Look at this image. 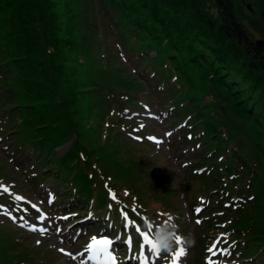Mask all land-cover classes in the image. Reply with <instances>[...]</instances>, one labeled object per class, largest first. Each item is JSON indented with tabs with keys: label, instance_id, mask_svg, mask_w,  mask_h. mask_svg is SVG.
<instances>
[{
	"label": "trees",
	"instance_id": "1",
	"mask_svg": "<svg viewBox=\"0 0 264 264\" xmlns=\"http://www.w3.org/2000/svg\"><path fill=\"white\" fill-rule=\"evenodd\" d=\"M32 1L34 0H0V17L6 21L5 23L0 22V33L6 35V42L9 46L10 42L15 45L13 52L10 50L11 63L18 73L14 79L18 88L13 90V94L19 93V89L22 91L17 104L19 109L16 106L14 109L21 114L20 117L22 118L20 119L19 133L38 139L35 140L38 145L50 152H53V148L57 145L66 143L71 138L72 133H74L76 135L77 149L80 144L83 145L85 143L83 149L88 152L90 157L94 155L99 160L106 159L112 151L110 149L112 139L109 138L102 141V125L100 124L99 128L86 129L88 132L87 136L84 135L83 130L78 131L73 127V124L67 122L66 131H61L58 128L61 121L57 114V109L60 106L64 108L66 104L63 103V100L51 104L55 96L62 94L57 92V80L53 81L50 79V75L44 77L37 70L29 76L31 81L32 78L34 79L35 83L30 82L26 86L23 75L25 66L22 63L26 58L27 60L32 59L30 55L37 46L33 41L36 42L39 39L44 43L45 54H49L48 62L55 79L60 77L62 68L65 65V60H62L61 63L57 61L62 49H69L75 54L81 50V56L84 54L87 57V52L83 53L82 48L85 44L87 45L89 36L85 37L84 35V37H81V28L79 26L81 22H87L86 16L81 19V0L66 1L67 13L71 22L70 33L72 35L65 37L63 48H61L59 41L54 38L53 33H44V29L40 27L36 29L34 27V25L39 26L42 23V17L33 11L32 8H29L28 4ZM82 2L84 15H87L91 11V6L88 5L87 0ZM100 2L103 3V8L110 7L114 9L112 13L116 17L114 16L113 18H116L119 29L128 34L133 33L134 39L140 45L143 40L150 42V50L158 48L160 55H162L159 64L165 60L179 73L181 82L184 83L187 91L184 98L191 100V108L197 111L196 106L201 103L204 97L208 95L212 97L214 104L210 107H205L195 119L197 125H204L206 132V134L204 132V139L207 142L210 138H215L218 142L216 145L218 149H220L221 145L230 143L235 145L237 141L243 142L238 146V149L243 152L246 148L248 155L245 160L241 157V153L238 152L237 160L243 163L242 177H246V180L249 181L246 185L248 187L246 191H254L256 200L251 203L248 209L245 210L244 208L242 211L233 212L235 216L239 215L235 227L247 232L249 249L258 244L264 245V218H261L264 217V130L262 125H260L259 119L252 116L250 111H248L245 101L244 105L240 100H236L235 96L237 93L232 91L231 84L221 73L224 67L223 59L213 55L212 60L207 55H201L200 52L194 53L195 48L190 40L192 32L207 36L208 32H213L212 28H206L205 15L196 10L198 5L193 0H100ZM50 4H55V2H50ZM11 6H14V8H11ZM13 17L16 20L12 22ZM17 19H20L18 23ZM192 20L194 21L193 24H191ZM51 27L53 30L56 28L58 30L61 29V27L59 28L56 25ZM234 28L231 26V31L233 35L235 33L237 36V29L240 26ZM14 30L17 34L20 32L28 33V40L31 43H25L26 49H29L26 55L23 52H19L21 44L17 42L18 39L14 34ZM39 30L40 36L38 34ZM216 37L221 39L219 34ZM143 48L147 49L148 45H143ZM48 49H50V53H47ZM224 72L227 73L226 70ZM96 82L99 85L81 87L80 92L86 93L93 89L101 92L105 87L110 86V82H104L102 78ZM192 92L201 93V96L193 98L190 95L193 94ZM10 96L13 99V95ZM11 105L13 107L14 104ZM106 106L107 101L103 97L102 103H100L102 114ZM222 134L226 137L224 141ZM248 142L252 145L250 148L248 147ZM67 156L68 154L63 157V160ZM71 156H74V154H71ZM98 159L96 160L98 161ZM231 169L232 167L229 168V171ZM241 175L239 179L242 178ZM237 181L235 180L231 183L233 192H236L234 187ZM244 191L242 187L240 191L238 190L240 194ZM0 234L4 235L3 233ZM3 246L7 249L12 248V243L0 236V249L3 250Z\"/></svg>",
	"mask_w": 264,
	"mask_h": 264
},
{
	"label": "rangeland",
	"instance_id": "2",
	"mask_svg": "<svg viewBox=\"0 0 264 264\" xmlns=\"http://www.w3.org/2000/svg\"><path fill=\"white\" fill-rule=\"evenodd\" d=\"M66 1L68 0H34L28 4L29 8H32L33 11H35L37 14H40L42 17V23H40L39 26L34 25V27L36 29H39L38 27L44 29V33H53L52 35H54V38H56L61 44V48H63L65 45V37L72 35L70 33L71 22L67 13ZM82 1L83 0H81V6L83 5ZM50 2H55V4H50ZM193 2L198 5L196 10L199 13H203L205 15L206 19H204V22L207 26L206 28L213 29V32H208V36L192 32L190 40L195 48L194 53L197 54L200 52L201 55H207L212 60L213 55L214 57H221L223 59L224 67L221 70V73L231 84L232 91L238 94L235 96L236 100H240L242 104H244L245 101L246 105H244L248 108V111H250L252 116H255L257 119H259L261 122L260 125H262L264 130V48L258 52L254 51L253 49L255 41L262 40L264 42V0H193ZM87 3L91 6V14L87 15L86 17L88 19L90 16L92 20L91 23L95 25L96 30L93 29L95 35L96 31L99 32V30L102 28L106 29L104 23L102 22L104 17L102 19V16H100L99 13V11H102L100 8L103 3L100 2V0H87ZM14 6H11V8H14ZM247 6H250V12L248 11ZM105 11L106 10H104V12ZM111 11H114V9H111ZM84 14L85 13L83 9L81 8V19L84 17ZM15 20L16 19L13 17L12 22ZM19 21L20 19H17V23ZM0 22L5 23L6 21L0 17ZM193 23L194 21L192 20L191 24ZM53 25H56L59 28L61 27V29L58 30L56 28L53 30L51 27ZM87 25L88 23L85 21L79 24L81 28V37H84V35L85 37L88 36L87 32H89L90 29L87 28ZM231 26H233V28H238V26H240L247 36V39L242 40L239 43L238 37L235 33L234 36L233 32L231 31ZM40 30L38 32L39 36L41 35ZM14 34L17 36V42L21 44L19 52H23L24 55H26L29 49H26L25 43H31V41L28 40V33L25 34L24 32H20L17 34L15 31ZM218 34L222 40L216 37ZM103 39H106V42H102L101 40ZM103 39L99 37V35L89 37L87 45L85 44V46L82 48L83 53L87 52V57L84 54L81 56V50L75 54L69 49H62L57 61L61 63L62 60H65V65L63 66L62 74L58 79H55V75L52 74L50 69L51 66L48 62L49 54H45L46 51H44V43H42L41 39L36 42L33 41V43H35L37 46L30 55V58L32 59L27 60L26 58V60L22 63L25 66L23 75L26 86L29 85L30 82L35 83L34 79L32 78L31 81L29 76L35 73L37 70L38 73H42L44 77H46V75H50V79L53 81L57 80V92H61L62 94L55 96L51 104L58 103L62 100L63 103L66 104L64 108L63 106H60L57 109V114L59 115V119L61 121L58 128H60L61 131H66V122L73 124V127L78 131L83 130L85 136L88 135L86 129H91L93 127L99 128L101 123L100 117H102V108L100 107V103H102L104 93L107 92L106 87L105 90L101 92H97L93 89L84 93L80 92V89L81 87L87 85H99V83L96 81H100V78L104 79V82H115L116 79L114 78V75L111 73L110 69H103L106 68L105 60L106 63L109 64V56H111L113 61L109 65L120 68L121 72H123L125 75V78L131 80L132 83H137L143 78L140 76V74H134L136 77L131 75L133 74L132 71L137 70L138 68L136 59L129 57L130 60L126 65L121 63L120 59H118V51L115 46L117 41L115 32H110V34L107 32V35H105ZM97 43H100L102 48L98 49V54L95 52V54L91 55L93 50L98 48ZM0 44H3L2 38H0ZM145 44L149 46L150 42L143 40L141 42L142 46L139 44L138 47L143 48V45ZM128 45H130V43ZM109 48L111 51L108 50ZM14 49V43L10 42V46L6 54H8L10 50L13 52ZM154 49L157 55L153 58L155 61L152 67L156 68L161 60L162 55H160L158 48ZM129 51L132 52V50ZM101 53H105L104 57L106 58L101 59ZM23 57L25 58V56ZM150 57H152V55H150ZM225 70L227 73L224 72ZM89 80H91V82H89ZM12 83L16 85L17 82L12 81ZM120 84V91L115 92V95L119 93L126 94L128 92V83L125 81V85L122 82ZM142 89L148 90L150 92V95L147 98V101L150 103H154L153 94L155 95L156 93V99H161L163 95V91L160 90H157L154 93L150 88V83L146 82L145 78H143ZM21 93L22 91L19 89V93L11 94L13 95V99H11L10 96L8 105L14 104L19 109L17 104L20 100ZM190 95L193 98H197L201 96V93L197 92ZM136 99H139V96L136 97ZM127 106H129L128 103H125V107ZM122 107L123 106H119V108ZM177 118L178 117L174 115L173 119ZM231 119H233V117H231ZM14 123H16V121ZM164 129L165 128L163 127L162 130ZM120 144L121 147L124 145L121 150H123L125 154H129L125 155L126 157H122L124 159H120L119 155L113 156L115 154H112V157L117 158V160L121 161V163L124 165L120 167V172L118 174H114L118 187L121 190L124 188L129 189L133 195L139 198V200L143 198V195H147V197L153 195L157 198L155 203L165 207L169 205L170 198L175 197L176 193H169V191H159L158 189H154L152 191L150 184L145 179L139 178L140 176L145 175V167L139 163L134 164L127 158L128 156L132 158L131 155L135 156V153L138 154L139 148L133 147L132 151L131 145L122 141H120ZM251 146L252 145L250 142H248V147L250 148ZM69 150L70 148L67 146L57 149L56 152L63 154V152H68ZM73 151L75 152L76 150ZM223 157L225 160L224 155ZM53 163H55L56 171L61 179L65 178L67 180L73 177V182H76V186L84 189L85 193L89 192L87 189V182L84 180V173L87 171L81 170L83 165L81 166V164H79L72 170L66 172L65 165H62L59 157H56L53 160ZM174 163H176V159L172 164ZM158 164L159 162L154 161L151 165H149V167H158ZM109 166L114 168L117 166V163L110 164ZM0 171L4 172V167H1ZM167 171L169 170L167 169ZM189 174V171H184L180 177V180H176L175 184L173 183L172 179L169 182L165 180L162 182L161 179L163 178H160L159 181L170 189L173 188L174 190H176L175 186L188 188L193 183L187 182L183 183L182 185L181 180L187 177ZM122 176L127 177L129 181L119 180L122 179ZM175 177H178L177 173ZM153 183L155 185V181H153ZM90 196L91 194H89V197ZM261 218L263 219L264 217ZM197 233L198 231L195 233V235H197ZM31 242L32 240H28V243ZM4 251H6V256H3V253L0 252V264H6V262L9 264L10 259L14 257V255H12V252L8 251L7 248H4ZM13 251V253L21 252V249L16 248V250ZM39 253L41 252L39 251ZM188 261L189 264L198 263L197 251L195 250L194 244Z\"/></svg>",
	"mask_w": 264,
	"mask_h": 264
},
{
	"label": "snow or ice",
	"instance_id": "3",
	"mask_svg": "<svg viewBox=\"0 0 264 264\" xmlns=\"http://www.w3.org/2000/svg\"><path fill=\"white\" fill-rule=\"evenodd\" d=\"M168 135H171V133H169ZM149 139H153L154 140L155 138L150 137ZM5 191H7V190L5 189ZM110 195H112V198L115 199V195L114 194H110ZM15 199L17 201H19V200H23V197L16 196ZM32 206L34 208L36 207V205H32ZM194 211H195V213L197 215H199L200 212L202 211V209L197 208ZM170 221H171V217H169L168 220H166V221L163 222V224L160 226V229H168L169 226H170ZM196 223L197 224H200L201 221L198 219L196 221ZM33 230L35 231L36 229H33ZM136 231L137 232H140V229L137 228ZM171 235L174 237V243L177 245V249L175 251H171V253H169V261H170V264H181L182 257L183 256H186V254H187V249L185 247L187 241L182 236H180L179 234H177L175 231H172L171 232ZM141 236L143 237L144 241L147 244H149L150 249L154 253H156L157 255H159L161 253V248H160L159 244L157 243L156 239H155V241L149 240L147 234H145V233H141ZM108 243L109 242L107 240L97 241L96 238H93L92 244L89 245V248L95 247L98 252H103L107 248ZM218 243H219V241L215 242L212 248L207 249V252L210 255L206 258V264H214V261H213L212 257H214V256L217 255L216 247L215 246ZM98 245H99V247H97ZM60 251L64 255L71 256L73 259H75V257L71 253L65 252L64 249H60ZM81 255H83V254H81Z\"/></svg>",
	"mask_w": 264,
	"mask_h": 264
},
{
	"label": "clouds",
	"instance_id": "4",
	"mask_svg": "<svg viewBox=\"0 0 264 264\" xmlns=\"http://www.w3.org/2000/svg\"><path fill=\"white\" fill-rule=\"evenodd\" d=\"M155 239L159 244L161 251L171 253L174 247V237L168 229H160L155 233Z\"/></svg>",
	"mask_w": 264,
	"mask_h": 264
},
{
	"label": "water",
	"instance_id": "5",
	"mask_svg": "<svg viewBox=\"0 0 264 264\" xmlns=\"http://www.w3.org/2000/svg\"><path fill=\"white\" fill-rule=\"evenodd\" d=\"M247 9L249 12L251 11L250 6H247ZM238 29L239 30H237V37H238V41L240 43L242 40L247 39V36L245 35V33L243 32V29L241 27ZM263 48H264V42L262 40L255 41L254 46H253L254 51L258 52L259 50H261Z\"/></svg>",
	"mask_w": 264,
	"mask_h": 264
}]
</instances>
